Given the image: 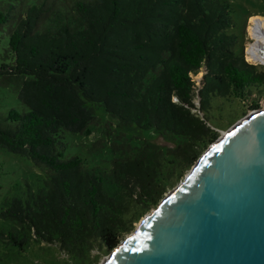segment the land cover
Listing matches in <instances>:
<instances>
[{"label": "trees", "instance_id": "trees-1", "mask_svg": "<svg viewBox=\"0 0 264 264\" xmlns=\"http://www.w3.org/2000/svg\"><path fill=\"white\" fill-rule=\"evenodd\" d=\"M2 5L0 83L14 86L22 107L7 108L0 148L48 174L39 189L0 208V240L18 250L54 243L77 264H90V250H111L216 139L222 119L259 106L251 94L264 93V70L244 60L228 0ZM86 101L174 145L113 159L108 170L64 156L62 131L90 132Z\"/></svg>", "mask_w": 264, "mask_h": 264}, {"label": "water", "instance_id": "water-1", "mask_svg": "<svg viewBox=\"0 0 264 264\" xmlns=\"http://www.w3.org/2000/svg\"><path fill=\"white\" fill-rule=\"evenodd\" d=\"M99 264H264V105L222 130Z\"/></svg>", "mask_w": 264, "mask_h": 264}, {"label": "rangeland", "instance_id": "rangeland-1", "mask_svg": "<svg viewBox=\"0 0 264 264\" xmlns=\"http://www.w3.org/2000/svg\"><path fill=\"white\" fill-rule=\"evenodd\" d=\"M228 1L232 4V14L236 21L234 29L237 31L238 39L242 45L244 60L264 70V62L253 58L249 50L256 40L251 33L250 18L259 19L257 25L261 29L264 28V0ZM2 2L3 0H0V6L6 8ZM0 39L1 62L2 59L6 60L1 56L5 52L6 36L0 37ZM201 75L202 70L194 75L196 82L199 81ZM251 97L257 98L260 106L264 105V93L255 92L251 94ZM194 102L197 103V99H194ZM86 105L93 109L94 114V119L89 124V134L69 131H62L60 134L61 140L64 142L63 155H79L88 167L108 170L113 159L133 158L139 155L141 149L147 153L151 148H162L163 150L164 147L174 145V141L170 137L157 134L151 128H140L133 123H119L116 118L109 116L104 111L101 103L86 101ZM10 106L19 109L22 107L16 98L14 86L0 83V124L5 123L4 116ZM232 107L236 108L235 100L232 102ZM250 109H245L237 117L230 116L229 120L222 119L225 124L215 129L219 133L222 132ZM190 167H186L180 176L175 174L171 178L163 195L183 179ZM47 178L45 167L35 165L28 157L0 148V208L7 204L12 197L24 196L28 189H39ZM140 218L134 222L133 228L129 232L135 228ZM2 225L4 222L2 223L0 220V227ZM107 254L108 251L94 246L90 250V264H99ZM0 264H77V262L54 243H31L22 251L0 240Z\"/></svg>", "mask_w": 264, "mask_h": 264}, {"label": "bare ground", "instance_id": "bare-ground-1", "mask_svg": "<svg viewBox=\"0 0 264 264\" xmlns=\"http://www.w3.org/2000/svg\"><path fill=\"white\" fill-rule=\"evenodd\" d=\"M252 23L251 33L255 36L256 40L249 48L251 56L259 61L264 62V28L261 29L257 23L259 19L250 18Z\"/></svg>", "mask_w": 264, "mask_h": 264}]
</instances>
